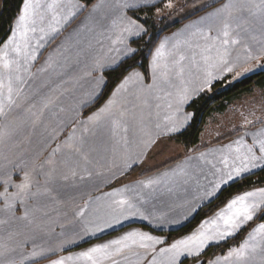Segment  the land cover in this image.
Instances as JSON below:
<instances>
[{
  "label": "snow or ice",
  "instance_id": "1",
  "mask_svg": "<svg viewBox=\"0 0 264 264\" xmlns=\"http://www.w3.org/2000/svg\"><path fill=\"white\" fill-rule=\"evenodd\" d=\"M156 2L158 0H116L113 7L119 14L111 19L107 34H98L108 40L110 46L102 55L92 57L85 65L83 77L77 78H87L90 83L89 90L74 107L80 136H76L74 129L65 145H57L41 163L0 153V264H35L38 258L55 255L77 240L104 233L134 218L156 228L182 223L198 211L203 202L215 199L224 187L257 170L264 171V115L257 116L255 109L248 110L247 114L240 111L242 122L232 130L240 134L229 143L197 156L189 155L162 172L106 193L108 212L105 216L86 218V203L75 212L83 224L82 235L77 234L76 239H61L55 247L37 243L46 235L44 228L51 219L50 212L65 206L68 193L78 187L76 182L85 179L82 173L92 175L91 167L99 163L95 156L110 153L114 161H120L121 176L127 175L145 162L162 138L181 135L187 129L195 113L184 109L200 94L211 92L226 75L235 73L233 79H237L255 67H264L261 64L264 60V0H224L215 8L212 5L216 0H205L194 6L190 15L196 12L202 15L150 48L145 67L143 59L137 58L141 50L132 47L131 42L147 34V29L138 22L139 18L133 19L127 12L155 6ZM103 7L104 0L92 5L86 19H92ZM164 7L173 9L174 0H166ZM86 8L88 4L79 0H20L8 33L0 40V119L4 121L0 124V145L5 149L19 127L9 118L20 107L19 100L33 75L31 67L40 50L77 12ZM209 8L211 11H205ZM156 11L159 15L160 9ZM151 39L149 37L147 43H151ZM51 66L49 56L39 71L45 72ZM112 73H118V82L104 99ZM101 100L103 102L99 103ZM154 101L161 102L155 104V118L151 111ZM51 103L50 98H41L43 107ZM96 103H99L96 110L85 116L82 109ZM257 123L261 125L259 128L255 127ZM62 148L67 149V155L58 162L55 155ZM194 159L202 162L196 171L190 164ZM193 189L197 193L193 197L196 205L192 206L188 200L178 205L188 208V213L180 219L170 218L175 209L159 211L153 203L166 195L188 193ZM17 210L21 215L16 214ZM257 219L264 220V187L226 198L223 206L217 205L211 216H206L188 234L172 242H168L167 237L133 228L77 253L58 256L49 264H183L188 258L194 264H264V222L220 255L204 257L209 247L227 243ZM29 245L32 251L24 254L21 250Z\"/></svg>",
  "mask_w": 264,
  "mask_h": 264
},
{
  "label": "rangeland",
  "instance_id": "2",
  "mask_svg": "<svg viewBox=\"0 0 264 264\" xmlns=\"http://www.w3.org/2000/svg\"><path fill=\"white\" fill-rule=\"evenodd\" d=\"M186 2V6L190 4V7L197 6L198 3H204L201 0H187ZM157 3H159V6L156 7V9H160V14L158 15L155 10L156 17H162L163 15L168 14L169 11H177L176 9H166L164 7L166 0H160L155 4ZM179 3H181V1L174 0L175 7H177ZM0 8L2 9V6ZM188 9L189 8H187V10ZM83 11L77 12V14L72 18V23H67L62 28V31H59V33H57L54 38H51L45 47L41 49L42 55L36 60V62L40 60V64L37 66V69L34 70L36 65L33 63L31 67L33 75L28 79V83L24 86V91L19 100L20 107L16 109L9 118L15 124L19 125V127L17 128V131L11 141H9L7 149H5L4 145H0V153L6 152L13 159H22L26 162L35 161L36 163H41L50 157L57 145H65V141L68 139L69 135L73 133L74 129H76V136H80V125L74 120V107L79 99L83 97L84 93L89 90L90 83L87 78H77L83 77V71L86 70L85 65L89 62L88 59L96 56V40L93 39L92 41L93 47H89L86 39L82 41L85 30H83V27H81L80 23L77 21ZM87 36H89V38L91 37L90 32ZM77 53H79V56H77ZM49 56L52 57V66L49 67L47 71L40 72L39 69L42 66H45V62ZM263 69L264 67H255L251 72H248L237 79H233L235 74L232 79L231 76H226L224 77V87H226L227 84H232L245 75L263 71ZM147 82L150 81H146V83ZM42 97H48L52 101L47 108L43 107L41 104ZM98 106V104H92L89 105L88 108L82 109V111L85 116L90 115L91 112L95 111ZM250 109H255L257 116L264 115V86L259 87L255 85L246 93L237 96V99H232L226 110L223 112L219 110L213 111L206 119V127L203 136L210 137L215 134V132H218L217 130L223 132L221 135H219V133V136L227 133L228 130L232 131L242 122L239 115L240 111H244L245 114H247ZM3 123V119H0V124ZM260 126L261 125L258 123L255 125L256 128H259ZM168 139L169 141L177 140L175 136ZM168 146L171 151L173 149L172 143L170 142ZM161 147L164 148L166 145H161ZM185 148L187 149H185V152H182L181 155L176 152L177 155L180 156L179 158H176V160L185 158L192 153L195 154L206 147L198 149V146H185ZM66 155L67 149L62 148V151L56 153L55 159L59 162L65 158ZM101 157H104V159H101ZM95 159L99 160V163L91 167L90 170L92 171V175L87 176L82 173V175H85V179L82 182L77 181L76 183L78 187L75 190L70 191L65 198L67 202H73L72 210H74L75 205L81 201L82 198L86 196L90 198L97 195L96 190L93 192L90 190L89 192H82L81 187L88 186V188H94L103 185H128L131 183L130 180H132V178H129L128 176L139 173L141 168H143L141 165L137 166L127 175L121 176V174H119L120 172L115 170L119 167L120 161L118 159L114 161L110 153L105 154L101 152L99 155L95 156ZM170 163L172 162H169L168 164ZM114 164L116 166H114ZM165 165L148 171L143 168L141 175L143 177L152 171L164 167ZM37 178L41 180L43 179L39 176ZM15 179L18 180L19 177H15ZM196 195L197 193H194V196ZM193 197L188 198V201H191L192 206L196 205V200H194ZM184 201L185 200H182L179 204H175L174 208L171 206V208L175 209V211L170 214V218L180 219L182 215H186L184 213L187 212L188 209L186 205L184 208L177 207L178 205L183 204ZM168 210L169 209H163L160 211ZM197 212L198 211L189 215L188 219L182 221V223L190 220ZM257 221L263 220L259 219ZM182 223L165 224L163 227L174 228ZM183 236L184 235L178 236L172 240H168L167 236V240L168 242H172L173 240ZM21 251L23 252V249ZM213 254L214 253L209 251L207 254L204 253V257L208 258ZM183 264H194V262L191 258H188L183 260Z\"/></svg>",
  "mask_w": 264,
  "mask_h": 264
},
{
  "label": "crops",
  "instance_id": "3",
  "mask_svg": "<svg viewBox=\"0 0 264 264\" xmlns=\"http://www.w3.org/2000/svg\"><path fill=\"white\" fill-rule=\"evenodd\" d=\"M2 1L3 0H1V2H0L1 6H2ZM158 1H160V0H158ZM178 1H181V3H179L177 5V7H174L172 9V10L176 9L177 11L176 12L169 11L168 14L163 15V16H169L170 23H174L177 21H181V22L178 25H176V26L170 28L168 31H166L161 36L160 39H162L165 36H169V35L177 32L179 30H182L184 25L188 24L191 20L196 19L197 16L202 15L201 12H196L194 15H190V13L192 12L194 7H190L189 6L190 4L186 6L187 0H178ZM201 1L205 2V0H201ZM79 2H81V1H79ZM99 2H100V0H97L94 4H97ZM223 2H224V0H216V3L214 5H212V8L218 7L219 4L223 3ZM115 4H116V0H104V7L99 12L95 13L92 19H86V17H88V15H89V11L92 8V5H91L90 7L86 8L81 13L80 18L77 21L80 23L81 27H83V30H85V32L83 34L82 41H84L86 39L88 44L91 43V47H93L92 41H93V39L96 40V46H95L96 47V55H102L107 50V48L110 46V42L106 39H103L98 34L101 32H105V34H107V29L110 25L111 19L119 14L118 11L113 7ZM200 4L201 3H198V5H200ZM187 8H189V9L187 10ZM0 10H1V8H0ZM205 11H211V8L206 9ZM71 23H72V19L70 20V22L68 24H71ZM60 31H62V29ZM89 32L91 34L90 38H89V36H87V34ZM56 34H54V37ZM92 34H93V38H92ZM97 40H99L100 43H97ZM49 41H50V39H49ZM89 41H90V43H89ZM101 45H103V48L101 47ZM41 55H42V51L40 50L38 57ZM111 55H115V54L112 53ZM90 59L91 58H89L88 61H90ZM253 63H255V62H253ZM39 64H40V60L37 62L36 61L34 62V65H36L34 70L37 69V66ZM261 64L264 65V60L261 61ZM234 74L235 73H232V74H229L226 76H231V79H232ZM232 84H230V85H232ZM230 85L227 84L226 87L230 86ZM255 85H257V84H254L251 87H253ZM257 86L262 87L264 85H257ZM246 92H243V93H246ZM234 99H237V97ZM156 103H161V102L160 101H154L153 102V105L151 108V110H153L152 111L153 118H155V112L157 111V109L155 108ZM225 110H223V111H225ZM184 111L185 112H192L190 110H187L186 107H185ZM223 111H221V112H223ZM211 114L212 113H210L208 116H206V118L204 120V123L202 125V130L200 133V137H199V142L196 145L191 146V147L198 146V149H201L202 147H206V148L198 151L195 154L192 153L189 155L197 156L200 152H207L211 149L218 148L221 145L229 143L230 141L235 139L237 135L240 134L239 132L234 133L233 131L227 129L228 132L224 133L222 136H219L223 133V132H220L219 130H217L218 132H215V134L211 135L210 137L203 136V133H204V130L206 127V125H205L206 119ZM163 115H164V111H163V104H162L161 110H160V118L161 119L163 118ZM229 133H231V134H229ZM170 142L173 145V149L171 151H170L169 146H168ZM248 142L250 143L251 141L249 140ZM161 145H166V147L162 148ZM185 149H187V148H185L184 144L178 140L169 141L168 137L162 138L160 145L158 147L154 148L147 155V158H146L145 162L141 165V167H143L144 170L148 171V170H152L154 168H157L159 166H163L165 164L166 165L164 167H161V168L155 170V171H152L149 174H146L143 177L141 175L143 168H141L139 173L128 176L129 178H132V180H130V182H132L136 179H142L146 176H153L157 172H162L165 169L170 168V167L174 166L175 164L182 162L184 159H186V157L178 159V160H176V158H179L180 157L179 155H181L182 152H185ZM189 149H191V148H189ZM176 152H178L179 155H177ZM168 157H174V158L173 159H167ZM166 159H167V162H164ZM209 159H211V157H209ZM169 162H172V163L168 164ZM190 164L192 165L193 170L196 171V170H199V167L202 165V162L194 159L190 162ZM115 170L119 171V167H117ZM209 179H211V177H209ZM202 183H203V181H202ZM121 186L122 185H108V186L103 185V186L94 187V188L93 187L88 188V186L81 187L82 192H89V190L93 192L94 190H96L97 195L92 196L90 198L88 196L82 198V200L79 201L75 205L74 210H72L73 202L70 201V202H66L64 207L58 209L59 211L58 210L51 211L50 212L51 219L46 221V227L44 228V232L46 233V235L44 236L43 241L38 240L37 243H43V244H45V246L55 247V245L57 243H59L61 239H65V238L76 239L77 234L82 235L81 230L83 228V224H82L81 220L76 218L75 212H77L80 208H84L85 204L87 203L88 208L86 211V218H90L92 215L105 216L106 213L108 212V209H107L108 199L105 196V194L112 192L114 189L119 188ZM0 191H2V187H0ZM194 193H196L195 189L189 191L188 193L180 191V192H177L174 196H167L166 195L163 198H161L159 201H154L153 203L156 204L159 211L163 210V209L166 210V209L171 208V206H172V208H174L175 204H179L180 201H182V200H188V198H192L194 196ZM97 197H100V199H97ZM206 203H208V202H206V201L203 202L202 206L205 205ZM202 206H200L199 209ZM184 213L187 214L188 209H187V212H184ZM16 214L18 216L21 215V211L17 210ZM0 216H2V214H0ZM261 222H264V220L263 221H257L256 223H254V225L251 227V229ZM20 223H22V222H20ZM141 224H146L149 226V228H145ZM182 224H184V222ZM182 224H180V225H182ZM180 225H178L177 227H179ZM177 227H174V228H177ZM133 228L142 229L144 231H150L154 235L164 236V237H167L166 236L167 231L174 229V228H165V227L156 228L152 225H149L148 222L142 221L138 218L130 219L128 221H125L122 225H116L113 228L107 229L104 233H99L95 236H87L83 240H77V243L68 246L66 248V250H58L55 255H49L47 258H38L35 261V264H49L50 260L56 259L58 256H61V255L67 256V255L72 254V253H77L79 251L87 249L88 247L92 246L93 244L102 243V242L111 240V239L133 229ZM251 229L249 231H251ZM153 230H162L165 233H159V232H155ZM0 234H2V233H0ZM61 234H63V235H61ZM31 251H32L31 245H29L27 248L23 249L24 254H27ZM17 258H19V257H17Z\"/></svg>",
  "mask_w": 264,
  "mask_h": 264
},
{
  "label": "trees",
  "instance_id": "4",
  "mask_svg": "<svg viewBox=\"0 0 264 264\" xmlns=\"http://www.w3.org/2000/svg\"><path fill=\"white\" fill-rule=\"evenodd\" d=\"M87 3L88 7L93 5L97 0H80ZM20 0H3L2 9L0 11V40L6 37L9 24L15 16ZM214 5V4H213ZM159 3L155 6H146L143 10L137 8L134 11H128V14L133 18H139L140 23L144 24L147 29V34L140 38H136L131 42L132 47H138L141 51L137 54L138 59H143L145 67L147 66V55L150 48H153L160 40L161 36L170 28L178 25L181 21L170 23L169 16L156 17L155 10ZM151 37V43H147ZM109 85L105 90L104 99L110 94L112 88L118 82V73H112L108 77ZM225 79L218 81L211 93H203L199 95L194 102L187 106V109L195 113V118L191 121L187 129L181 134L175 136L176 139L185 144L186 147H191L199 142L202 125L206 116L215 110L223 111L228 106L229 102L242 94L249 91L254 84L264 85V70L250 73L236 80L232 85L224 87ZM101 100L99 103H102ZM99 103H96L99 105ZM256 182V183H253ZM256 187H264V171H255L254 174L246 175L242 180L229 184L224 187L217 197L211 202L203 205L198 212L187 222L177 228L167 231L168 240H172L178 236L185 235L194 229L199 222L206 216H211L217 210V205L223 206L226 198L233 196L245 190H251ZM259 220V219H257ZM250 223L242 229L234 238L229 239L227 243H222L219 247L213 245L207 249L206 254L211 251L214 254L225 252L228 247L238 244L244 239L248 231L257 221ZM145 228H149L146 224H141ZM159 233H165L162 230H153Z\"/></svg>",
  "mask_w": 264,
  "mask_h": 264
}]
</instances>
